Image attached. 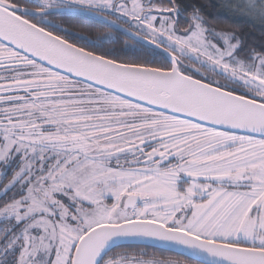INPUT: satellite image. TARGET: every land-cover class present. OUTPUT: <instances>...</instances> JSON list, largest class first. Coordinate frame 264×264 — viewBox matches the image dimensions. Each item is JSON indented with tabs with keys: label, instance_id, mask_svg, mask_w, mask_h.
<instances>
[{
	"label": "snow or ice",
	"instance_id": "6c2138e0",
	"mask_svg": "<svg viewBox=\"0 0 264 264\" xmlns=\"http://www.w3.org/2000/svg\"><path fill=\"white\" fill-rule=\"evenodd\" d=\"M0 186V264H264V51L182 0H0Z\"/></svg>",
	"mask_w": 264,
	"mask_h": 264
},
{
	"label": "trees",
	"instance_id": "16d2710c",
	"mask_svg": "<svg viewBox=\"0 0 264 264\" xmlns=\"http://www.w3.org/2000/svg\"><path fill=\"white\" fill-rule=\"evenodd\" d=\"M182 2L188 5H202V13L209 27H214L217 30L235 31L243 37L246 47L255 48L257 51H264V22L248 20L244 17L228 13L222 6L221 0H182ZM49 19L59 20L60 18L50 17ZM63 26L71 27L72 25L67 24ZM74 30L79 31V29ZM123 40L124 37H121V42ZM106 46L111 47L112 45L108 44ZM117 251H137V256L143 252L145 253L144 257L184 259L182 255L177 253L137 245H122L113 248V252Z\"/></svg>",
	"mask_w": 264,
	"mask_h": 264
},
{
	"label": "rangeland",
	"instance_id": "374dc122",
	"mask_svg": "<svg viewBox=\"0 0 264 264\" xmlns=\"http://www.w3.org/2000/svg\"><path fill=\"white\" fill-rule=\"evenodd\" d=\"M222 2V6L224 7V9L234 15V16H238V17H244L248 20H257V21H261V19L256 16V15H250L247 11V9H245L243 7V4L246 3V0H221ZM261 0H257V3H260ZM239 3L241 5V7H233L234 4ZM264 22V21H261ZM117 252H124V251H117ZM129 254H133L135 253L137 255V251H127ZM144 259H164V258H158V257H153V256H149V257H143Z\"/></svg>",
	"mask_w": 264,
	"mask_h": 264
},
{
	"label": "water",
	"instance_id": "95a60500",
	"mask_svg": "<svg viewBox=\"0 0 264 264\" xmlns=\"http://www.w3.org/2000/svg\"><path fill=\"white\" fill-rule=\"evenodd\" d=\"M122 245H137L141 247H150V248H155V249H160V250L180 254L179 251L170 249L169 247H167L165 244H163L160 241H145L144 243H137V242L129 241V242L118 244L116 247L122 246Z\"/></svg>",
	"mask_w": 264,
	"mask_h": 264
}]
</instances>
